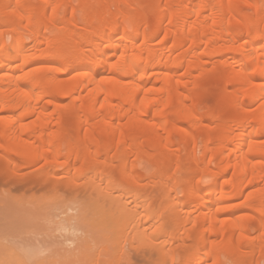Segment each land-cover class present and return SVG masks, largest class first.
<instances>
[{
    "label": "bare ground",
    "instance_id": "1",
    "mask_svg": "<svg viewBox=\"0 0 264 264\" xmlns=\"http://www.w3.org/2000/svg\"><path fill=\"white\" fill-rule=\"evenodd\" d=\"M0 151L87 199L85 239L132 231L148 264H252L257 244L263 264L264 0H0Z\"/></svg>",
    "mask_w": 264,
    "mask_h": 264
},
{
    "label": "rangeland",
    "instance_id": "2",
    "mask_svg": "<svg viewBox=\"0 0 264 264\" xmlns=\"http://www.w3.org/2000/svg\"><path fill=\"white\" fill-rule=\"evenodd\" d=\"M143 2L145 3V1ZM26 36L30 39V35L27 34ZM66 100L68 99H64L62 102H66ZM191 147L190 149H192ZM0 154H2L1 151ZM141 154L142 152L137 153L138 156H144V154ZM134 155L132 154L130 157L133 159L137 156ZM72 159L70 158L69 161ZM135 161H137L136 157ZM21 162L22 167H3L1 162L0 264H54L56 262L61 264H123L125 258H130L133 263L137 264L149 263L148 255L145 252L146 245H139L136 240H132V231L129 232L128 238H122L121 240L118 238L108 242L97 233H93L85 239V229L78 227L75 216H77V210L87 205V199L82 196L72 201L67 200L66 192L68 191L63 186L71 182L70 177L74 172L72 167L67 165L57 169L56 176L58 178L55 181L61 185L63 184L64 188L60 189L41 185L46 179H54L49 177L52 169L47 167L48 165L43 159L28 166L24 165L23 160ZM190 162L189 159L182 162L183 170L189 172ZM142 163L141 160L138 165L140 170H151L149 164L144 162L142 165ZM82 179V177L77 178L76 182L81 183ZM156 182L153 184V181L150 182L146 179L143 192L153 191L155 194L161 195L164 188ZM169 182L167 183L169 184ZM243 198L245 199V195L239 198L237 202H243ZM243 209H239L241 212L237 210L239 214L253 213L250 211L251 209ZM103 219L105 218L100 217L98 214H84L79 217L81 223L101 224L104 221ZM251 236H258L257 229L252 231ZM259 242L263 243V241ZM249 246L248 249L258 248H255L256 253L251 260L252 264H256L258 259V256L256 257L257 250L259 251L262 245L259 247H257V244ZM179 250L182 252L183 249L180 248ZM67 253H69L68 259H63L62 255ZM56 258L60 260L56 261Z\"/></svg>",
    "mask_w": 264,
    "mask_h": 264
}]
</instances>
